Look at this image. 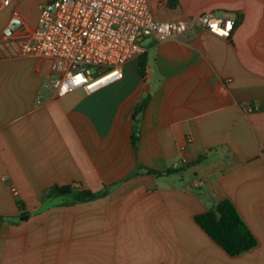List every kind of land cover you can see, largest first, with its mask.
I'll use <instances>...</instances> for the list:
<instances>
[{
    "label": "crops",
    "instance_id": "crops-1",
    "mask_svg": "<svg viewBox=\"0 0 264 264\" xmlns=\"http://www.w3.org/2000/svg\"><path fill=\"white\" fill-rule=\"evenodd\" d=\"M28 1L0 16V264H264V0H151L162 20L237 24L150 37L144 76L133 59L121 80L62 97L50 61L22 51L45 2L30 17ZM54 186L108 192L64 205L43 199ZM224 200L258 242L241 255L195 220Z\"/></svg>",
    "mask_w": 264,
    "mask_h": 264
},
{
    "label": "built area",
    "instance_id": "built-area-1",
    "mask_svg": "<svg viewBox=\"0 0 264 264\" xmlns=\"http://www.w3.org/2000/svg\"><path fill=\"white\" fill-rule=\"evenodd\" d=\"M15 1L0 0V16ZM236 24L230 13L211 11L162 20L151 0H45L22 51L50 61V88L62 97L76 88L93 93L121 80L123 66L147 53L150 37L168 41L202 28L230 38Z\"/></svg>",
    "mask_w": 264,
    "mask_h": 264
},
{
    "label": "trees",
    "instance_id": "trees-1",
    "mask_svg": "<svg viewBox=\"0 0 264 264\" xmlns=\"http://www.w3.org/2000/svg\"><path fill=\"white\" fill-rule=\"evenodd\" d=\"M147 66L146 54L139 58V74L145 75ZM147 105L145 99L135 112V120L138 123L137 117L144 111ZM139 138L138 128H135L133 143L137 146ZM206 158L201 157L199 162L204 161ZM139 169L142 166L139 165ZM177 170L168 169L166 171L149 170L151 174L157 176L168 175L176 172ZM108 188L101 192H93L86 189H81L75 186H54L47 189L43 194L45 201H51L55 197L64 199L63 204L67 203H82L103 197L107 194ZM19 207L23 206L19 202ZM30 214H21L20 220L26 221ZM197 224L229 255L237 256L255 248L258 244L256 237L251 232L247 224L241 218L235 205L230 200H224L218 205L212 207L208 211L197 215L195 217Z\"/></svg>",
    "mask_w": 264,
    "mask_h": 264
},
{
    "label": "rangeland",
    "instance_id": "rangeland-1",
    "mask_svg": "<svg viewBox=\"0 0 264 264\" xmlns=\"http://www.w3.org/2000/svg\"><path fill=\"white\" fill-rule=\"evenodd\" d=\"M40 4V0H29L28 5L30 6V17L34 13L35 9Z\"/></svg>",
    "mask_w": 264,
    "mask_h": 264
}]
</instances>
